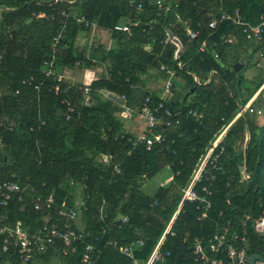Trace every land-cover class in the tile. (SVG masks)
Here are the masks:
<instances>
[{
	"label": "trees",
	"instance_id": "trees-1",
	"mask_svg": "<svg viewBox=\"0 0 264 264\" xmlns=\"http://www.w3.org/2000/svg\"><path fill=\"white\" fill-rule=\"evenodd\" d=\"M156 1L0 0V183L33 189L41 199L52 194L56 204L65 200L74 205L78 199L80 218L73 228L86 235L64 256L50 248L35 259L55 253L66 264H81L84 247L91 244L97 252L96 264H128L117 248L106 243L127 245L140 233L145 245L135 257L145 261L205 152L251 96L246 92L239 100L233 87L234 83H238L237 90L246 87L243 68L236 72L233 65L243 60L246 66L252 60L239 52L246 41L240 28L223 22L211 30L208 23L213 13L239 9L241 19L255 25L264 13V0H231L229 6L224 2L223 10H218L219 0H160V8ZM138 3L140 10L135 7ZM39 14L43 18H36ZM185 21L188 29L197 32L194 39H189ZM122 24L129 27V33L114 30ZM94 25L112 33L115 49L96 55V50L76 47L77 36L90 32ZM57 32L61 37L53 48ZM168 32L179 47L168 40ZM229 36L235 37L232 44L225 42ZM203 42L206 47L201 51ZM248 43L255 53L264 52V40ZM51 60L54 74L45 77V63ZM95 64H103L105 73L90 84V104L85 106L84 86L57 82L56 74ZM162 67L174 73L168 106L183 113L193 110L203 117H182L176 128L159 127L164 141L147 151L141 144L131 145L128 140L134 135L124 131L114 114L123 107L140 110L146 98L150 108L156 106L160 95L146 88L143 76L166 80ZM178 79L191 100L172 99ZM102 91L124 97V104L103 100ZM65 101L74 107L68 120L63 116ZM221 148V169L194 186L198 195L202 188L211 192L207 217L198 220L202 209L196 202L184 203L172 227L174 236L166 237L157 264H198L192 256L194 240L201 239L208 247L221 227L244 236L246 243L240 247L264 257V245L258 243L262 237L253 233L251 220L264 210V124L257 126L242 115L215 152ZM164 170L169 174L166 182L152 195L146 194L145 184ZM30 200L27 196L24 204L12 200L0 207V224L12 227L19 221L29 232H36L48 214L34 211ZM124 217L126 223L121 221ZM1 244L2 239L0 264H18L16 250L10 248L3 254ZM210 255L227 261L224 251Z\"/></svg>",
	"mask_w": 264,
	"mask_h": 264
},
{
	"label": "built area",
	"instance_id": "built-area-1",
	"mask_svg": "<svg viewBox=\"0 0 264 264\" xmlns=\"http://www.w3.org/2000/svg\"><path fill=\"white\" fill-rule=\"evenodd\" d=\"M57 1V0H55ZM157 6L160 8L162 2L160 0L156 1ZM133 5V3H131ZM137 10L142 8L141 3L136 6ZM62 15L65 16L63 13ZM44 15L39 14L36 18H43ZM223 22H231L233 25L240 28L241 36L253 44H261L264 40V13L260 16L259 22L255 25H250L245 23L240 16L239 9H234L232 12L227 13L225 11H219L211 15V19L208 23V27L211 30H215L217 26ZM185 28L188 31L189 39H194L197 35L196 31L188 29L187 21H185ZM117 32L129 33L130 29L127 25L122 24L114 27ZM61 37V33L57 32V35L53 37V48L58 45ZM168 40L175 44L177 47V41L175 38ZM235 41L234 36H229L225 39L227 44H232ZM205 42L200 46V50L205 49ZM55 51L52 52L54 56ZM217 62L220 61L218 55H214ZM244 61L242 60L241 63ZM53 62L45 63L44 75L49 77L53 75ZM167 74V79L161 85V94L159 102L153 108L148 106L149 98H146L142 104L140 110L131 111L130 109H125L123 114L129 115L130 113L137 114L138 118L144 122V128L142 131L134 136L131 142L133 147L137 145H143L148 151L155 144H161L164 141V137L157 130L159 127L164 128H176L180 125V120L182 117H192L196 120L202 119V114L193 110H188L183 113L180 110L171 109L168 104V97L170 95V90L172 88V81L174 78V73L165 67L161 68ZM64 71L56 74V81H64L65 75ZM31 85L30 81H25ZM90 84L84 85L81 97L82 104L88 106L90 104ZM34 89H38V86H34ZM59 87H54V93L57 94ZM17 93V92H16ZM124 102V97H119ZM66 112L63 114L66 120L70 118V114L73 113L74 107L69 101H65ZM252 113L253 109L248 107V105L241 107L238 110L236 117L231 121L226 127L222 129L216 139L213 141L211 146L207 149L204 156L202 157L197 169L194 171L188 185L182 190L179 202L172 213L166 227L164 228L161 236L159 237L156 245L150 252L149 256L145 261L139 260L135 257V253L144 247L145 239L140 233L136 234V239L127 245L118 246L116 242L108 241L106 245L112 248H117L119 254L124 257L128 264H157L161 258L162 254L160 251L166 237L168 235L174 236L172 231L173 224L176 217L181 212L184 203L186 202H196L198 207L201 208V214L197 218L198 220L205 219L207 217V210L210 208V202L208 197L211 192L202 188L201 195L196 194L194 191V186L200 183L204 176H209L211 171H219L221 168L218 166V161L223 148L219 152H215L218 147L222 136L225 134L226 130L231 126V124L239 117L244 115V113ZM259 113V112H258ZM115 172L120 173V169L115 167ZM248 179V176H244ZM213 178L209 177V180ZM164 184V183H163ZM31 197L29 203L36 212L47 213L48 216L46 220L39 226L36 232L31 233L25 227H23L21 222H16L14 226H8L4 223L0 224V239H2L1 253L5 254L10 248L16 250V255L18 257V264H31L34 256L44 254L48 249L53 248L61 255H66L68 249H71L77 242L81 241L86 237V235L75 228L74 224L80 218L81 207L79 202H75L74 205H69L67 201L62 200L60 203L56 204L53 195L41 199L39 196H34V190L27 187H22L15 182H2L0 183V207H5L12 200H16L18 203L24 204L26 197ZM34 196V197H33ZM100 213V218L104 219L102 214V208L98 209ZM53 218V223L50 222ZM5 219V218H4ZM249 218H247L248 220ZM252 220V231L256 236L262 237L264 235V210L259 212L255 218ZM52 221V220H51ZM122 223L127 222V218L121 219ZM244 224V223H243ZM242 224V225H243ZM104 233L105 230L102 229ZM246 243V238L240 236L235 232H229L226 227H221L217 230L209 239L208 247L204 246L201 239L194 240V248L192 256L194 257V262L198 264H249L245 259V249L240 247ZM224 251L227 261L216 259L215 255H210L211 253ZM168 254H166L167 256ZM97 252L95 251L93 245L88 244L84 247L81 254V264H96ZM12 262H8L11 264Z\"/></svg>",
	"mask_w": 264,
	"mask_h": 264
},
{
	"label": "crops",
	"instance_id": "crops-1",
	"mask_svg": "<svg viewBox=\"0 0 264 264\" xmlns=\"http://www.w3.org/2000/svg\"><path fill=\"white\" fill-rule=\"evenodd\" d=\"M224 2L226 6L231 5V0L230 1L219 0L218 10H223L225 6ZM262 5L263 7L261 11H264V3H262ZM258 19H260V16ZM248 42L245 41L242 43V48L239 49V52L242 51V53L246 56L250 55L252 57V60L246 66L245 64L238 62L242 64V68H243L242 78H243V82L246 83L245 85L246 87L237 90L238 83L237 84L234 83L233 87L237 91V97L239 100L242 99V95L251 92L250 98L243 106L248 105V107L253 109V112L252 113L246 112L244 113V115L248 116L252 121H254V123L257 126H262L264 124V52L255 53L253 45ZM75 45L78 49L85 47L88 49V51L90 50L92 51V49L96 50V55H97V53H101L102 51L115 49L117 43L116 40H114L113 35L110 31L94 25L92 26L90 32H81L77 36ZM252 53L255 54L252 55ZM241 57L245 58V56H241ZM104 68L105 67L103 64H95L94 66H91L89 68L77 66L71 70L66 69L64 71L66 75L65 81L71 86H75V85L84 86L86 84L100 80L104 76L105 73ZM143 79L146 82V88L149 91H151L152 93L158 96L161 94V85L164 83L165 80H156L152 78L149 74H145V76H143ZM177 81H178V86L175 88L174 92L172 93V99L177 98L179 101L184 99L188 101L191 100V96L187 94L186 90L184 89L185 85H183V82L179 79ZM104 97L107 98L106 96L103 95L102 98L103 100ZM119 104L123 105L124 102L123 104L121 103ZM125 109L126 108L124 107L121 108L120 111H118L114 115L121 121L123 129L126 133H130L136 136L144 128V122L141 121L138 118L137 114L135 113H130L129 115L125 116L123 114ZM134 111L136 112V110ZM236 115L234 116V118L236 117ZM239 118H237L235 121H237ZM235 121L232 124H234ZM227 130L225 134L222 136L219 145L221 144V141L224 139ZM31 264H66V261L64 260V258H61L58 254L51 253L46 256L39 257L38 259L33 258Z\"/></svg>",
	"mask_w": 264,
	"mask_h": 264
},
{
	"label": "water",
	"instance_id": "water-1",
	"mask_svg": "<svg viewBox=\"0 0 264 264\" xmlns=\"http://www.w3.org/2000/svg\"><path fill=\"white\" fill-rule=\"evenodd\" d=\"M168 37L169 39H173L172 35L170 34V32H168ZM175 41V40H174ZM242 68V64L241 63H235L233 65V69L238 72L239 70H241ZM103 95L106 96L108 99L117 102V103H121L123 104V101L117 97L116 95L109 93L107 91H102ZM245 224H243V227H245ZM245 235L247 236L248 233L245 231ZM262 238H264V235L262 236ZM245 259L248 261L249 264H264V257L259 254V253H250L249 250L245 251Z\"/></svg>",
	"mask_w": 264,
	"mask_h": 264
},
{
	"label": "rangeland",
	"instance_id": "rangeland-1",
	"mask_svg": "<svg viewBox=\"0 0 264 264\" xmlns=\"http://www.w3.org/2000/svg\"><path fill=\"white\" fill-rule=\"evenodd\" d=\"M65 75V74H64ZM66 80V75H65V78ZM169 176L168 172H166V170L162 171L160 174H158L153 180L151 181H148L146 184H145V187H143V190L146 194L148 195H152L156 189L158 188V186L160 184H163L166 182V178ZM79 200L77 199V202ZM80 226V225H79ZM82 228V226H80ZM259 240V244L260 246L264 245V238H258ZM264 249V247H263ZM61 257V256H60Z\"/></svg>",
	"mask_w": 264,
	"mask_h": 264
}]
</instances>
